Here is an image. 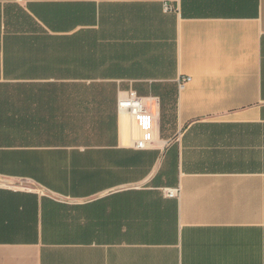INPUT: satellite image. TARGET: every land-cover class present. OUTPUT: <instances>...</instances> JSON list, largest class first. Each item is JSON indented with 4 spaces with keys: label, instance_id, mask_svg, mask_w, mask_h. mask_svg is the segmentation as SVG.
<instances>
[{
    "label": "crops",
    "instance_id": "crops-1",
    "mask_svg": "<svg viewBox=\"0 0 264 264\" xmlns=\"http://www.w3.org/2000/svg\"><path fill=\"white\" fill-rule=\"evenodd\" d=\"M0 264H264V0H0Z\"/></svg>",
    "mask_w": 264,
    "mask_h": 264
},
{
    "label": "built area",
    "instance_id": "built-area-1",
    "mask_svg": "<svg viewBox=\"0 0 264 264\" xmlns=\"http://www.w3.org/2000/svg\"><path fill=\"white\" fill-rule=\"evenodd\" d=\"M191 76H185L181 78V86L191 81ZM118 108L120 112H126L131 115H140L149 113V109L147 108L144 100L139 97L136 93L132 92L130 95L125 97H120L118 101ZM144 142L139 143V147H143ZM28 188V186H26ZM168 196H176L179 194V188H167L166 189Z\"/></svg>",
    "mask_w": 264,
    "mask_h": 264
}]
</instances>
